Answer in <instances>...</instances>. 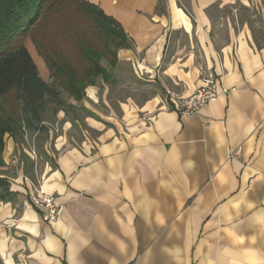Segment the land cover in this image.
I'll return each instance as SVG.
<instances>
[{
	"label": "crops",
	"instance_id": "crops-1",
	"mask_svg": "<svg viewBox=\"0 0 264 264\" xmlns=\"http://www.w3.org/2000/svg\"><path fill=\"white\" fill-rule=\"evenodd\" d=\"M89 2L130 43L115 70L131 67L154 92L110 103L112 79H96L84 101L44 118L39 170L23 149L35 136L4 135L0 264H264V0ZM236 7L217 44L213 14ZM207 70L228 93L180 116L171 101L190 97ZM37 171L62 207L52 223L28 201L24 178Z\"/></svg>",
	"mask_w": 264,
	"mask_h": 264
},
{
	"label": "trees",
	"instance_id": "trees-1",
	"mask_svg": "<svg viewBox=\"0 0 264 264\" xmlns=\"http://www.w3.org/2000/svg\"><path fill=\"white\" fill-rule=\"evenodd\" d=\"M30 41L50 83L29 55ZM130 43L120 27L89 0H0V166L8 134L16 143L47 137L44 116L67 112L62 96L81 103L100 78L109 84L117 53ZM8 184L0 179V189Z\"/></svg>",
	"mask_w": 264,
	"mask_h": 264
},
{
	"label": "rangeland",
	"instance_id": "rangeland-1",
	"mask_svg": "<svg viewBox=\"0 0 264 264\" xmlns=\"http://www.w3.org/2000/svg\"><path fill=\"white\" fill-rule=\"evenodd\" d=\"M243 13L242 9L239 7H236L234 10L228 12L226 10H222L220 9L219 13H214L213 14V30H212V35L213 38L215 40V42L221 43L223 42V40L226 38V30H227V20L232 21V22H236L237 19H239L240 14ZM249 21L251 23L252 28L254 29V31L256 32V34L258 36H260V26L262 24V20L260 15H258L255 10L254 12H249ZM236 26V25H235ZM27 44V48L29 49L30 54L33 56L34 60L39 63L40 66V70H44L46 69V66L44 64V62L42 61V59L37 55L35 49H33L34 47H32L33 45L31 44L30 41L26 42ZM103 66L110 72L111 76H112V82L110 83V87H109V93L107 95V100L111 103V102H115L117 100H123L124 98H132V99H138L139 101L142 99H146L148 97H150L154 90H153V85L151 86L150 84L146 83L145 81H139L137 79H135V76L133 77L135 79V81H133L131 74L133 73L132 68H128V69H123V72H120V68L119 71L118 69L115 70H111L109 69V67L103 62ZM47 71V69H46ZM48 72V71H47ZM48 83H50V79L48 81ZM62 99L64 101V104H71V100H68L65 96H62ZM86 99V95L84 100ZM83 100V101H84ZM51 106L49 107V110L46 112L45 114V118H51L53 117L51 110ZM69 108V107H68ZM67 108V110H68ZM78 116H82V114L80 112L77 113ZM75 130L73 131H69L67 132L69 138L73 137L75 140L78 139V136L75 135ZM42 138V137H40ZM27 143L25 142L23 144V149L25 148L26 150H28L30 153V155L34 158V165L36 164V168L39 170V164L41 163V161H44L43 159V154H42V149L40 147V141L39 140H31V139H27ZM31 140V141H30ZM33 141V142H32ZM32 151L34 152V155H32ZM25 154V153H24ZM16 159L20 158V155H15ZM12 160H14V158H12ZM15 161V160H14ZM11 164V162H10ZM18 162L16 160V162L14 163V166L18 167ZM13 169V167H12ZM38 172V171H37ZM39 172L34 174V180L37 181V179L40 177L39 176ZM30 179V178H28ZM31 180V179H30Z\"/></svg>",
	"mask_w": 264,
	"mask_h": 264
},
{
	"label": "built area",
	"instance_id": "built-area-1",
	"mask_svg": "<svg viewBox=\"0 0 264 264\" xmlns=\"http://www.w3.org/2000/svg\"><path fill=\"white\" fill-rule=\"evenodd\" d=\"M227 93L226 90H220L217 77L213 71L207 70L204 73L203 85L190 97L171 101L172 107L180 116H189L196 114L201 108L214 102L220 94ZM40 181V178L37 181L24 178L30 192L28 201L44 223H52L60 217L62 207L56 203L55 195L43 191Z\"/></svg>",
	"mask_w": 264,
	"mask_h": 264
}]
</instances>
